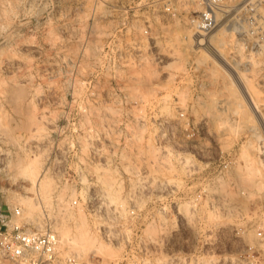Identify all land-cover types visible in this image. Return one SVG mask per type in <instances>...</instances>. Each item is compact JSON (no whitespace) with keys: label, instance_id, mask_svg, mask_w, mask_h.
<instances>
[{"label":"rangeland","instance_id":"obj_1","mask_svg":"<svg viewBox=\"0 0 264 264\" xmlns=\"http://www.w3.org/2000/svg\"><path fill=\"white\" fill-rule=\"evenodd\" d=\"M53 1L56 21L79 19L88 42H59L60 23L36 10L22 30L0 0V143L16 183L0 202L32 199L25 219L41 229L48 211L60 238L80 224L88 241L61 253L81 264H264V58L244 48L247 29L239 56L252 66L236 75L225 64L236 35L215 31L205 48L194 39L204 0ZM244 1L264 13L263 0L228 6ZM147 26L169 57L160 70L114 67L107 49Z\"/></svg>","mask_w":264,"mask_h":264},{"label":"built area","instance_id":"obj_2","mask_svg":"<svg viewBox=\"0 0 264 264\" xmlns=\"http://www.w3.org/2000/svg\"><path fill=\"white\" fill-rule=\"evenodd\" d=\"M229 1H203L205 10L196 23L194 39L197 40L199 46L205 48L206 44H210V37L215 31L225 30L227 33L236 35L233 51L229 56L230 62L224 61L227 69L238 75L239 71L246 72L252 66L249 55L245 61H242L241 56H239L238 44L241 30L247 29L250 39L249 43H242L244 48L249 49L253 55L264 58V13L259 16L255 14L257 7L249 1H244L245 4L240 10V4L230 7L228 6ZM257 4L264 11V0L262 4L259 2ZM4 5L15 10L14 21L19 23L18 25L22 30L24 27L21 26V22L28 18L35 19L36 17H32L30 13L36 10L48 20L54 19V24L60 23V25H55L56 39L59 42L83 43L88 42L91 38L90 32L76 30L81 21L75 17L66 22L56 21L61 16L62 10L60 9L58 14V7L53 0H6ZM242 10L245 13L239 15ZM166 11L171 14L170 8H167ZM247 12L248 14H246ZM251 12L253 13L251 14ZM42 33L43 40H45L48 36V30H43ZM17 36L19 40L23 39L25 33L18 31ZM106 55L113 57V66L121 69L122 72H127L131 68L142 70L148 67L160 70L159 68L164 61L169 58L168 55L160 52L157 39L153 37L149 26L144 30L142 39H134L124 43L121 50L117 48L107 49ZM195 68L192 65L189 66V70L192 72H196ZM134 120L137 122L142 119ZM12 158L11 148L0 143V197L3 198H9L13 193L12 188L16 186V183H12ZM137 182L140 186H147L145 176L139 175ZM76 204L77 202L74 201L71 207L76 206ZM47 212L45 211L46 216L41 229H38L25 219L21 205H9L6 202H0V264H81L73 254L62 255L60 237L54 228L55 220H52ZM131 213L133 214V212ZM53 214L56 215L57 213ZM253 263L254 259H251L247 264ZM170 264L189 263L185 257L172 259Z\"/></svg>","mask_w":264,"mask_h":264},{"label":"bare ground","instance_id":"obj_3","mask_svg":"<svg viewBox=\"0 0 264 264\" xmlns=\"http://www.w3.org/2000/svg\"><path fill=\"white\" fill-rule=\"evenodd\" d=\"M13 81V80H12ZM15 88V87H14ZM14 88H10V90L11 89H14ZM15 90H17V89H15ZM15 90H12L11 92H10V94H8L9 96H10V100H13V102H15L18 98H19V96H20V92L19 91H15ZM263 93V92H262ZM22 97V96H21ZM9 100V101H10ZM12 102V103H13ZM18 102V101H17ZM11 104V103H10ZM12 105H14V104H12ZM17 108V107H16ZM169 115V114H168ZM166 116V115H165ZM21 127V126H20ZM19 127V128H20ZM16 128H17V126H16ZM20 129H22V128H20ZM23 165H25L24 166V170H26V167H28L29 165H30V162L28 163V166H26V164H23ZM21 166V165H20ZM30 166H32V165H30ZM31 168H33V169H35L34 168V166H32V167H30V169ZM29 168L27 169V170H29V176L31 175L30 173V171H32V170H30ZM26 170V171H27ZM22 173V176L24 177V180H27V181H29L30 182V180L33 178H29V176L25 173V174H23V170L21 171ZM25 172V171H24ZM146 172V171H145ZM33 173V172H32ZM32 176V175H31ZM44 178V177H43ZM32 181H34V179L33 180H31V182ZM39 181V180H38ZM36 182H37V180H36ZM42 182V181H41ZM32 185H34V182H33V184ZM42 186V185H41ZM43 188V187H42ZM43 197V196H42ZM41 198V197H40ZM14 200L16 201V203H20V204H23L25 207H23L24 209H25V211L27 212V214H30V213H33L36 209H38V203H35V202H33V200L31 199H29V198H18L17 196H15L14 197ZM46 200V199H45ZM48 207V206H47ZM67 211V210H66ZM27 216V215H26ZM32 221V220H31ZM63 225V224H62ZM66 225V224H65ZM77 225H80V224H77V223H75L74 224V227H73V230L74 229H76L75 230V236H76V239H80V240H85L86 238V232H83V231H85V228H84V230L82 231L81 230V226H77ZM84 226H86V225H84ZM68 229H69V226H62V228H60V231L62 232V236H64L63 238L61 237L60 239H61V241H60V243L61 244H64L65 246H67L68 248H71L73 245H72V243L71 242H75V236L73 237H69L70 235L68 234L69 233V231H68ZM89 231V230H88ZM90 233V232H89ZM61 234V233H60ZM90 236H91V234H90ZM88 239V238H87ZM86 239V241H88ZM74 240V241H73ZM80 249H82V248H80ZM83 251V250H82ZM89 264V263H88Z\"/></svg>","mask_w":264,"mask_h":264}]
</instances>
